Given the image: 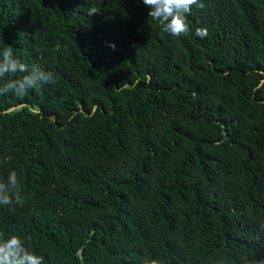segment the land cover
Wrapping results in <instances>:
<instances>
[{
  "label": "trees",
  "instance_id": "16d2710c",
  "mask_svg": "<svg viewBox=\"0 0 264 264\" xmlns=\"http://www.w3.org/2000/svg\"><path fill=\"white\" fill-rule=\"evenodd\" d=\"M0 264H264V0H0Z\"/></svg>",
  "mask_w": 264,
  "mask_h": 264
}]
</instances>
